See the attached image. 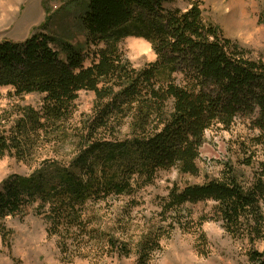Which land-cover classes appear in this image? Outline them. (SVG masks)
Returning a JSON list of instances; mask_svg holds the SVG:
<instances>
[{"label":"trees","instance_id":"obj_1","mask_svg":"<svg viewBox=\"0 0 264 264\" xmlns=\"http://www.w3.org/2000/svg\"><path fill=\"white\" fill-rule=\"evenodd\" d=\"M67 1L78 2L83 47L45 31L0 42V88L20 100L40 96L36 108L0 115V159L31 169L0 183V236L5 243L10 235L8 219L32 212L62 259L104 247L120 258L127 245L102 223L104 212H116L112 202L125 206L120 221L160 173L198 177L200 150L214 127L229 130L241 120L256 133L251 146H264V63L206 21L196 3ZM130 37L147 42L154 60L135 68L120 47ZM82 92L93 94L88 112L77 104ZM243 163L252 169L248 180L225 164L202 184L173 183L158 216L186 231L190 207L211 202V217L226 233L248 241L249 264H264V249L252 248L264 239V160ZM158 230L153 223L138 238L136 264L158 248Z\"/></svg>","mask_w":264,"mask_h":264},{"label":"rangeland","instance_id":"obj_2","mask_svg":"<svg viewBox=\"0 0 264 264\" xmlns=\"http://www.w3.org/2000/svg\"><path fill=\"white\" fill-rule=\"evenodd\" d=\"M191 3L199 4L205 20L246 49L250 58L264 63L262 1L172 0L166 7L184 9ZM78 18L77 1L0 0V42L20 43L33 32L45 31L75 47H83L85 32ZM120 47L135 68H141L155 58L150 45L141 39L126 38L120 42ZM10 91L9 87L0 88V115L10 117V109L13 112L17 110L15 106H39L40 96L29 95L20 100L13 97ZM92 100L91 93L82 92L79 95L77 104L81 112L89 111ZM4 111L7 114H3ZM254 134L241 120H237L229 130L214 127L207 131L200 150L198 177H181L175 170L160 173L152 185L139 193L141 201L138 207L130 214L125 213L120 221L117 219L120 216L118 210L124 204L112 202L116 212H104L102 223L127 245L128 251L122 252L120 258L115 256L116 251L104 247L83 252L74 256L72 261L62 259L55 240L47 237L45 221L29 212L22 219L7 220L10 235L5 243L0 236V264H136L139 256L135 245L142 232L153 223L159 226L155 235L159 239L158 248L148 253L144 264H249L246 255L250 248L248 241L226 233L222 222L211 217V202L190 207L191 218H187L186 231L177 226L172 228L164 222L158 216V204L173 183L179 186L185 183L202 184L207 178H218L225 164L233 168L242 180H248L252 169L241 164V160L250 157L254 165L264 160V146L252 147L250 144ZM30 171L28 165L12 157L0 159V183L10 175L24 176ZM252 248L262 251L264 239Z\"/></svg>","mask_w":264,"mask_h":264}]
</instances>
